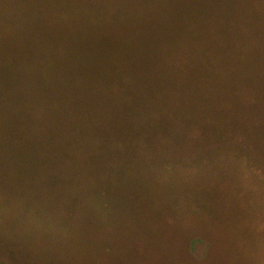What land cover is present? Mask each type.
I'll list each match as a JSON object with an SVG mask.
<instances>
[{"label": "rangeland", "instance_id": "rangeland-1", "mask_svg": "<svg viewBox=\"0 0 264 264\" xmlns=\"http://www.w3.org/2000/svg\"><path fill=\"white\" fill-rule=\"evenodd\" d=\"M114 1L99 0L106 8L103 13L111 12ZM237 2L171 4L170 18L180 16L174 43L192 49L202 66H224L220 38L236 40L233 31L240 30L242 10L230 7ZM22 8L14 14L22 15ZM136 8V21L124 25L123 38L155 55L164 46L153 39L161 24L154 13L150 18L146 9ZM3 17L2 11L0 22ZM112 23L105 51L82 40L78 23L67 20L65 37L81 39L78 57L71 52L50 73L37 71L30 77L23 70L15 80L9 65L0 68V102L9 100L22 111L13 112L7 105L4 112L0 106V264H264V209H257L256 199L253 203L243 197L240 188L230 195L235 181L225 179L230 168L243 167L236 176L240 184L245 177L252 187H264V164H234L229 160L235 158L226 155L220 161L230 164H214L223 148L209 155L176 143L167 153L156 147L154 162L147 158L146 164H120L127 159L139 163L136 152L144 145L142 151L170 137L182 139L184 131L176 125L160 130L159 121L151 124L143 117L126 116L123 121L116 99L126 105L129 90L122 87L119 95L113 90L104 97L109 98L108 107L97 113L96 102L89 99L111 93V88L84 77H95L100 70L91 61L93 52L96 58L109 53V59L116 57L119 24L115 19ZM39 61L29 66L37 70ZM44 86L57 105L54 111L51 106L44 109L39 96ZM80 88L82 98L71 97L81 94ZM125 130L143 142L128 139L129 156L121 157L119 149L108 152V144L125 142L119 137ZM190 149L194 151H186ZM220 168L226 173L214 180ZM252 206L256 209H246Z\"/></svg>", "mask_w": 264, "mask_h": 264}, {"label": "trees", "instance_id": "trees-1", "mask_svg": "<svg viewBox=\"0 0 264 264\" xmlns=\"http://www.w3.org/2000/svg\"><path fill=\"white\" fill-rule=\"evenodd\" d=\"M235 1H238L237 4L230 8L242 10L240 30L233 31L236 40L229 39L226 42L227 40L220 38L225 65L216 68L215 65H200L192 49L189 50L188 47L185 50L174 43L173 38L178 35L174 28L178 25L180 16L171 19L168 15L169 9L172 8L171 4L182 5L187 0H115L111 12L108 13H103L102 8L105 5L102 6L99 0H0V12L4 13L0 22L4 29L0 34V68L9 65L7 67L15 71V80L20 77L18 72L23 70L28 71L30 77L37 74V71L38 74L50 73L51 66H55V62L64 65L65 58L71 52L78 57L82 54L78 42L81 39L65 37L64 26L67 20L78 23L76 28L82 29V40L89 45L93 44L97 51H105L106 38L112 30V20L115 19L119 24L116 27V57L109 59V53L102 58H96L93 52L91 61H96L100 70L97 68L95 77L89 74L88 77L91 78L84 77L86 82L90 80L93 85L111 88V93L103 92L101 96L93 97L89 101L96 102L98 113L105 106L108 107L109 98L104 97L113 94V90H117L119 95L122 87L123 92L129 90L125 96L126 105L116 99L123 121L126 116L132 119L143 117L144 120H152L151 124L159 121L157 128L160 130L176 125L184 131L182 139L170 137L169 142H160L142 151L144 145L136 152L139 163L127 159L126 162L120 161V164H146L147 158L154 162V149L160 147L167 153L170 150L169 145L173 143L180 145L179 148L183 150L191 144L193 149L198 148L204 154L209 152V155L215 154L216 147L223 148L218 159L212 160L214 164H264V0ZM19 5H23L20 9L22 15L14 14L16 8L19 10ZM136 6L141 10L146 9V16L150 18L154 13L155 20L161 24L160 30H154L153 39L162 40L164 46L155 55L149 49L145 51L123 38L126 33L124 25L133 22L132 20L136 21ZM53 30H57L60 36H55ZM192 45L196 47L193 43ZM5 46L9 47H6L8 55ZM239 49L240 54L236 53ZM232 58L237 67L231 64ZM34 59L40 60L37 70L29 66ZM28 61L30 63L26 64ZM173 65L182 68L177 69ZM78 83H82V78ZM12 84L11 88L14 87ZM41 88L43 92L39 96L44 107L46 106L44 109L48 110L51 106L54 111L57 105L52 101V94L47 95L45 86ZM80 91L81 94L71 97L82 98L81 88ZM7 105L13 112H22L9 100L0 102L2 111L5 112ZM114 115H119L118 111L115 110ZM44 123L45 120L43 125ZM132 133L131 130H125L119 136L125 142L118 147H110L107 141L108 152L119 149L121 157L129 156L128 148L125 149L127 140L143 142L139 135ZM177 136L178 133L175 137ZM193 149L186 151L191 153ZM225 155L229 157L228 160L231 156L235 159L233 162L230 159V163L220 161L225 160ZM226 169L229 168L226 166ZM230 169V176L225 178L235 181L231 189H228L230 195L240 188L244 193L243 197H249L248 201L251 202L256 199L257 209H264V187L261 184L252 187L250 183L247 184L245 177V184L243 181L240 184L236 176L238 169L243 167ZM225 173L220 168L218 178L215 176L214 180L223 177ZM259 195H262L261 204ZM252 208L256 209L254 206L246 209Z\"/></svg>", "mask_w": 264, "mask_h": 264}]
</instances>
